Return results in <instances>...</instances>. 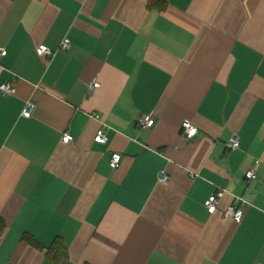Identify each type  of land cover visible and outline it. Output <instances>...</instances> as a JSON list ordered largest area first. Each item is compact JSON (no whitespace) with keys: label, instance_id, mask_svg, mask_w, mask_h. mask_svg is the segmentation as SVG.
I'll return each instance as SVG.
<instances>
[{"label":"crops","instance_id":"crops-1","mask_svg":"<svg viewBox=\"0 0 264 264\" xmlns=\"http://www.w3.org/2000/svg\"><path fill=\"white\" fill-rule=\"evenodd\" d=\"M165 1L0 0V264H264V0Z\"/></svg>","mask_w":264,"mask_h":264},{"label":"built area","instance_id":"built-area-1","mask_svg":"<svg viewBox=\"0 0 264 264\" xmlns=\"http://www.w3.org/2000/svg\"><path fill=\"white\" fill-rule=\"evenodd\" d=\"M71 48H72V43L68 39H66L61 45V50L63 51H69L71 50ZM37 53L40 57L53 55V52L47 46L39 47L37 49ZM6 55H7V51L0 50V58H3ZM96 84L97 82L95 81L90 85L91 91H94L96 89L97 87ZM0 93L4 97L14 96L16 94V88L10 84L0 85ZM36 111H37L36 104L33 102H29L24 110V116L33 117ZM154 123H155V120L153 119L145 120L141 118L137 120V124L142 129H150L154 126ZM107 129H108L107 125L104 124V126L98 131L95 137L96 143L107 144L109 142V137L107 135ZM182 130H183L184 136L188 139H194L199 134V129L190 121H186L183 123ZM73 141H74V137L69 133L65 134L62 138V142L64 144H70ZM240 142H241V138L238 135L234 136L228 142L227 149L230 151L238 150L240 148ZM122 160H123V156L121 154H114L112 156L111 164L115 169H117L120 167ZM246 177L249 181L255 180L257 178L256 170H251L247 172ZM160 182L163 184H167L169 182V177L165 173H161ZM226 193L227 192L224 190L218 191L217 193L213 194L206 200L205 207L210 215H215L218 212L220 203L222 199L225 197ZM249 205H250L249 202L245 200L244 198L236 197L235 202L232 205L222 210L221 212L222 220L225 222L234 221L236 223H241L243 221L245 211Z\"/></svg>","mask_w":264,"mask_h":264},{"label":"trees","instance_id":"trees-1","mask_svg":"<svg viewBox=\"0 0 264 264\" xmlns=\"http://www.w3.org/2000/svg\"><path fill=\"white\" fill-rule=\"evenodd\" d=\"M147 1L149 4V8L155 10H164L167 4L165 0H147ZM1 225L2 223H0V227ZM47 256L50 260L55 262V264H60L63 260H65L68 257L67 247L65 243L60 238H57L52 244V246L48 248Z\"/></svg>","mask_w":264,"mask_h":264}]
</instances>
